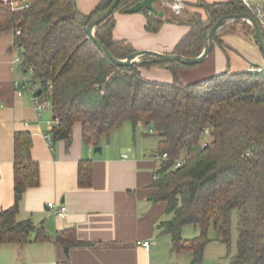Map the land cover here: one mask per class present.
<instances>
[{"label": "trees", "instance_id": "obj_1", "mask_svg": "<svg viewBox=\"0 0 264 264\" xmlns=\"http://www.w3.org/2000/svg\"><path fill=\"white\" fill-rule=\"evenodd\" d=\"M112 1L101 0L94 11L84 14L75 0H0V33H14V41L23 47V70L33 68L40 96L51 101L55 117L60 118L54 138L70 141L73 124L80 122L85 142L99 146L124 122L151 126L161 138L158 155L168 157L160 162L153 199L166 202L169 218L161 227L172 236L173 248L191 250L197 260L212 240L229 250L235 211L238 236L229 264H264V72H223L183 84L177 78L172 83L150 81L138 68L162 65L175 71L193 65L145 56L136 64L117 66L86 32L91 19ZM139 1L121 0L95 28V35L117 58L135 50L114 39L113 15L127 12ZM26 3L29 7H22ZM142 11L148 14V30L158 31L163 20L148 9ZM208 11L212 23L201 19L190 23L176 53L198 56L218 19L251 13L240 0L210 5ZM245 26L255 38L252 26L246 22ZM31 148L30 134L16 133L15 202L0 211V243L23 245L32 233L36 240L47 238L41 225L17 219L24 192L40 180ZM185 148L190 155L175 169ZM90 179V167L80 165V184L87 186ZM186 225L197 227L199 234L183 238ZM210 228L216 234L213 239L208 236Z\"/></svg>", "mask_w": 264, "mask_h": 264}, {"label": "crops", "instance_id": "obj_2", "mask_svg": "<svg viewBox=\"0 0 264 264\" xmlns=\"http://www.w3.org/2000/svg\"><path fill=\"white\" fill-rule=\"evenodd\" d=\"M75 1L78 10L89 14L101 0ZM231 1L184 0L182 13L176 15L167 0H157L154 5L164 16L156 32L148 30L146 12L117 11L113 15V37L129 43L135 51L176 53L178 43L191 29L190 23L201 19L211 24L208 7ZM257 2L251 0L252 4ZM245 22L230 21L221 27L212 51L198 64L175 71L162 65L138 69L150 81L172 83L177 78L188 84L223 72L264 67L259 44ZM13 43L12 31L0 33V211L15 202V135L29 133L30 156L39 164L40 180L24 192L17 219L41 225L47 238L36 240L32 233L23 245L0 243V264H209L206 255L210 250L222 262L226 244L212 240L197 260L191 250L174 249L172 236L163 231L161 222L169 218L167 205L153 199L161 138L151 126L145 132L143 125L147 124L134 126L130 122L123 131L124 122L102 139L99 151L98 146L85 142L82 125L75 122L70 141L55 139L52 130L50 146L46 135L55 118L52 103L44 98L46 106L38 111L31 94L15 87V80H21L27 72L15 62ZM153 137L156 140H151ZM80 165L90 167L87 186L80 184ZM50 202L66 206V216L50 208ZM144 241L150 242L149 249L141 245Z\"/></svg>", "mask_w": 264, "mask_h": 264}, {"label": "water", "instance_id": "obj_3", "mask_svg": "<svg viewBox=\"0 0 264 264\" xmlns=\"http://www.w3.org/2000/svg\"><path fill=\"white\" fill-rule=\"evenodd\" d=\"M121 0H113L111 4L103 11L97 13L89 22L86 27L88 38L97 46L98 50L112 63L117 66H130L138 63L145 56L152 57L151 61H170V62H181L186 65H195L203 60L210 54L214 46L215 37L217 31L230 21L243 20L249 23L254 31L255 38L259 44L260 50L264 56V35L260 29V26L256 19L249 12H242L239 14L224 15L218 19L210 28L205 47L201 54L196 57H187L178 53H162L154 50H139L129 54L126 58L120 59L115 57L108 48L102 43V41L95 35L96 26L110 16L117 8ZM157 0H141L130 7L127 12L134 13L145 9L150 10L153 14L159 18H163L164 12L155 7L154 3ZM42 88H38L36 94H40ZM208 145V144H207ZM97 150L101 151V147H96ZM196 261V260H194Z\"/></svg>", "mask_w": 264, "mask_h": 264}, {"label": "built area", "instance_id": "obj_4", "mask_svg": "<svg viewBox=\"0 0 264 264\" xmlns=\"http://www.w3.org/2000/svg\"><path fill=\"white\" fill-rule=\"evenodd\" d=\"M243 4L249 9V11L254 15V18L256 21L262 26L264 29V7L261 5V2L264 4V0H259V2L252 4L251 0H241ZM167 5L168 7L172 10V12L176 15H179L182 13L184 7H185V2L184 0H167ZM22 7H29V4H25ZM21 33L20 30L16 31V34L19 35ZM13 50L15 51L16 57H15V62L19 65L21 69H23V47L19 45L16 41L13 43ZM26 72L30 71L33 74V68L30 66L27 69H25ZM248 72L250 73H263L264 72V67L262 66H250L248 68ZM14 85L16 88L22 90L23 92H27L31 94L33 104L35 108L38 111H41L42 109L45 108L46 106V100L41 99L42 96L40 94H36L37 89L39 88V83L37 81L31 82L27 80L26 77H23L21 80H15ZM60 123V118L55 117L53 122L50 125V133L46 135V139L48 140V143L50 146L53 144V137L51 131ZM204 133L208 135L209 129L207 128ZM184 155L181 157L177 158L174 162L173 167L175 169L179 168L182 166L184 159L187 158L190 154L189 151L185 148L183 150ZM168 159L167 154H164L160 157V162L163 160ZM48 206L52 208L57 214L60 216L64 217L66 216L67 213V207L66 206H57L56 204L50 202L48 203ZM141 245L149 249L150 247V242L149 241H144L141 243Z\"/></svg>", "mask_w": 264, "mask_h": 264}, {"label": "rangeland", "instance_id": "obj_5", "mask_svg": "<svg viewBox=\"0 0 264 264\" xmlns=\"http://www.w3.org/2000/svg\"><path fill=\"white\" fill-rule=\"evenodd\" d=\"M25 77L27 78V80H29L31 82L35 81L34 77H33V74L30 71H28L25 74ZM44 98L45 97H43V96L41 97V99H44ZM124 126L125 127H123V129H122L123 131L127 130L129 128V126H131L130 122L129 123L127 122ZM143 126H144L143 128H144L145 132H149V130H150L149 125H143ZM151 140L154 141V140H156V138L153 137V139H151ZM191 154L193 155L194 153H191ZM182 155H184L183 152H182ZM232 215H233L232 216V238H231L230 249L228 250V247L226 245L227 249H226V253H225V258H224V260L222 262L218 261V254L215 251H213V250L208 251L206 256H207L209 264H223L224 262H227L229 264V261H230L231 257L235 254V251H236V239H237V236H238V215H237V213H235V211L233 212ZM198 234H199V229L197 227H194L193 225H186V226H184V228L182 230V236L185 237V238H192V237L197 236ZM215 235L216 234H215L214 229L210 228L208 236L210 238H212V237H215ZM211 246H213V245H211ZM224 248H225V246H224ZM226 259H228V260H226Z\"/></svg>", "mask_w": 264, "mask_h": 264}]
</instances>
